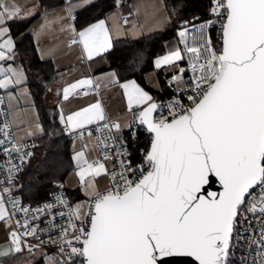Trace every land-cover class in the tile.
Here are the masks:
<instances>
[{
	"label": "snow or ice",
	"instance_id": "snow-or-ice-1",
	"mask_svg": "<svg viewBox=\"0 0 264 264\" xmlns=\"http://www.w3.org/2000/svg\"><path fill=\"white\" fill-rule=\"evenodd\" d=\"M211 12L223 21L219 52L210 38L202 36V44L190 47L186 32L179 33L191 53L194 74L188 105L174 101L168 105V116L157 117L160 106L134 80L121 85L130 111L143 106L138 120L151 135L150 148L143 165L135 169L121 161L122 171L111 174L113 184L105 192L87 185L93 197L87 219L79 227L70 223V234L68 228L62 229L60 252L65 259L55 264H77V258L79 264H172V257H190L194 264H229L240 218L246 220V212L264 214V0H213ZM17 13L18 9L10 10L0 0V26ZM212 23L202 24L201 32ZM8 31L0 27V38ZM77 35L89 60L111 47L104 21ZM5 47L11 50V39L0 43V49ZM5 58L0 50V60ZM181 59L177 50L157 60L156 66ZM11 82L0 80V88ZM91 84L85 79L70 85L64 89V99L76 88ZM104 119L99 103L60 117L69 131ZM111 127L120 129L118 123ZM83 157V152L73 157L82 184L85 175L107 173L99 162L83 160L86 167L82 166ZM213 180L222 191H207ZM18 203L14 201L13 207ZM72 215L81 219L80 206ZM8 216L0 196V220ZM36 231L30 228L23 235ZM10 235L19 252L21 236L15 231ZM254 243L264 249V228Z\"/></svg>",
	"mask_w": 264,
	"mask_h": 264
},
{
	"label": "crops",
	"instance_id": "crops-1",
	"mask_svg": "<svg viewBox=\"0 0 264 264\" xmlns=\"http://www.w3.org/2000/svg\"><path fill=\"white\" fill-rule=\"evenodd\" d=\"M91 1L93 0H4L10 10L18 9V13L13 18L7 19L5 24L0 26L9 30L3 38H0V43H4L7 39L12 41L11 50L7 47L0 49L6 54V58L0 60V80L7 78L12 81L6 87L10 90L3 95V88H0V93L5 98L17 142L36 139L42 133V126L38 109L26 84V73L16 62L14 38L9 28L14 21L30 19L26 33L32 36L39 59L50 60L56 69L57 75L47 87L44 100L55 110L63 130L66 129V125L61 123V115L66 118L95 103L101 105L104 116L112 117L115 123L120 125L118 131L125 130L128 126L127 110L129 108L121 85L134 80L153 100L166 92V78L181 67L180 60L170 64L161 63L160 67L156 66L157 60L162 61L165 56L178 50L180 39L177 36L170 38L165 43L164 51L153 57L151 68L143 75L145 84L139 83L135 78L120 79L115 69L108 67L105 54L111 47L89 60L83 46L79 43L77 33L91 25L104 21L112 46L115 41L121 39L137 40L162 31L169 21L163 0H115V6L107 10L103 17L82 29H77L74 24V15ZM73 28L75 33L72 31ZM73 39H77V43H70ZM9 69L13 71H8ZM14 72L19 76L14 75ZM18 78L19 83L16 82ZM85 79H90L92 84L76 88L65 100L64 89ZM90 87H95L96 91L79 93L81 88ZM18 88H20L19 92ZM29 119L33 121V124L28 121ZM76 139H78L77 146H85L93 160L98 157V151L91 136L83 135ZM108 168L109 164H107V170ZM9 229L8 219L0 220V264H14L31 253H37L22 249L19 252L15 251V246L7 237ZM42 261V256H39L29 264H42Z\"/></svg>",
	"mask_w": 264,
	"mask_h": 264
},
{
	"label": "built area",
	"instance_id": "built-area-1",
	"mask_svg": "<svg viewBox=\"0 0 264 264\" xmlns=\"http://www.w3.org/2000/svg\"><path fill=\"white\" fill-rule=\"evenodd\" d=\"M67 4V2H65ZM213 0H211L210 14L207 18L184 22L177 29L179 34L181 31L186 32V42L188 46H199L203 43L204 38H210L213 46L219 52L222 47L221 24L222 18L213 15L211 9ZM212 23L208 28L204 29L203 33L200 30L202 24ZM77 40V39H76ZM71 43V42H70ZM178 50L181 52V69L184 72L176 71L168 76L165 80L166 92L155 97L152 101L160 107L154 114L159 117L169 115L168 105L174 101L188 105L190 102L187 96L191 95V81L193 72L189 64V56L185 49V44L180 42ZM178 77L179 79H174ZM87 91H96L95 87L81 88L79 93L84 94ZM141 107H133L128 114V126L123 131H118L111 127L115 123L112 117L105 116L104 120L86 125L82 129L75 131L64 130L63 135L70 139H76L83 135H89L93 138L95 147L98 151V157L91 163H107V183L102 189L97 191L105 192L112 187L111 174L122 171L121 161L126 165L130 164L132 168L143 165L144 155L150 148L151 135L147 132L146 127L139 124L138 113ZM171 118V117H169ZM108 127L105 128L104 125ZM0 140L4 143L0 144V196L3 197L4 204L8 210L7 217L10 225L7 237L12 242L11 233L15 231L21 236L20 249L28 252L46 253L55 262L64 260L65 256L60 252L62 241L60 237L63 235L62 229L69 228L70 223H76L79 227L82 221L86 220V213L90 211V205L93 203L92 195L87 201V205L80 220H75L73 217L74 209L68 190L63 180H57L53 184V188L49 191L46 199L38 203H30L23 199L21 192L18 190V178L20 173L26 169L30 163V158L35 149L40 147L43 142L37 139L17 142L14 137V129L9 118V111L6 105L4 96L0 93ZM7 133V135H5ZM15 146V147H14ZM15 149H19L18 151ZM126 151L127 155L123 153ZM31 153V155H28ZM108 156V159H105ZM119 177L117 176V181ZM9 189V192H4V189ZM19 201L16 207H13V202ZM63 201V203L61 202ZM51 205V207H45ZM27 208L25 213L20 209ZM247 219L243 216L240 218L241 223L236 226L232 245L229 254V264H260L264 259V249H261L258 243L254 241L260 240L261 229L264 228V214L257 212L244 213ZM25 221L28 222V227L25 228ZM30 228H36L34 235H23ZM55 241V243H53ZM79 264V258H77Z\"/></svg>",
	"mask_w": 264,
	"mask_h": 264
},
{
	"label": "trees",
	"instance_id": "trees-1",
	"mask_svg": "<svg viewBox=\"0 0 264 264\" xmlns=\"http://www.w3.org/2000/svg\"><path fill=\"white\" fill-rule=\"evenodd\" d=\"M169 15L164 30L143 36L137 40L115 41L106 52L108 67L114 68L120 79L135 78L145 84L143 75L151 68L153 57L161 54L165 43L176 36L177 29L184 22L205 19L210 14L211 0H163ZM115 0H93L74 15V24L82 29L89 23L104 16L115 6ZM30 19L10 24L14 38L16 62L26 73V84L33 96L39 113L42 133L36 138L43 144L35 149L30 163L18 178V190L23 199L38 203L46 199L53 184L65 179L74 167L72 139L63 135V128L57 114L45 103L47 87L55 80L56 69L50 60L39 59L32 36L26 33Z\"/></svg>",
	"mask_w": 264,
	"mask_h": 264
},
{
	"label": "rangeland",
	"instance_id": "rangeland-1",
	"mask_svg": "<svg viewBox=\"0 0 264 264\" xmlns=\"http://www.w3.org/2000/svg\"><path fill=\"white\" fill-rule=\"evenodd\" d=\"M176 36L180 39L181 37L177 33ZM182 67H178L177 71H179ZM10 88H3L2 94L5 95ZM20 88H18L19 92ZM25 90V89H24ZM22 93V89L20 91ZM142 108V107H141ZM30 123L33 124V121L30 119L28 120ZM78 139H74L72 141V158L76 156L78 152H83L84 157L80 161V164L84 167L86 165L83 164V160H86L88 163H91L93 161V157L88 152V149L85 146H77ZM74 167L70 170V172L66 175L64 179V184L68 190L69 197L71 199L72 207L74 211L77 209V206H80V217L83 216V212L85 210V207L87 205V201L90 198V193L92 192V189L88 188L87 185L89 183L94 184L95 191L102 189L106 185L107 176L106 174L102 173L100 176H91V175H85L84 183H81L80 177L77 175V173L80 171V168L77 166L78 161L73 159ZM107 170V163H102ZM39 256H42L43 261L42 264H55L54 261L49 259L50 257L46 253H31L27 255L22 261H16L14 264H29L31 261L38 259Z\"/></svg>",
	"mask_w": 264,
	"mask_h": 264
},
{
	"label": "water",
	"instance_id": "water-1",
	"mask_svg": "<svg viewBox=\"0 0 264 264\" xmlns=\"http://www.w3.org/2000/svg\"><path fill=\"white\" fill-rule=\"evenodd\" d=\"M141 110H142V108H141ZM207 191L219 192V191H222V189H221V186L219 185V183L216 182L215 180H213L211 185L207 188ZM169 259L172 261V264H194L193 259L190 257H172Z\"/></svg>",
	"mask_w": 264,
	"mask_h": 264
}]
</instances>
